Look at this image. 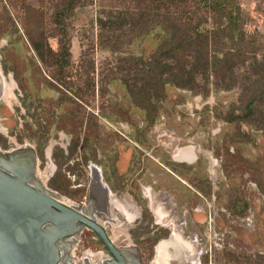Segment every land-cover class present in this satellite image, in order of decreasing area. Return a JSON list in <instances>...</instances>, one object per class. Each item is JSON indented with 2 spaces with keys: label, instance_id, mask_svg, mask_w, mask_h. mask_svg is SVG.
<instances>
[{
  "label": "rangeland",
  "instance_id": "1",
  "mask_svg": "<svg viewBox=\"0 0 264 264\" xmlns=\"http://www.w3.org/2000/svg\"><path fill=\"white\" fill-rule=\"evenodd\" d=\"M149 1L80 0L66 22L63 90L54 82L60 73L36 61L24 35L40 26L55 49V1L0 0V74L11 86V97L0 99V137L6 148L34 149L35 172L48 190L85 207L89 189L109 239L136 249L141 264H264V128L226 122L228 113L238 114V86L205 95L167 87L148 125L110 76L117 55L101 50L97 19L155 9ZM167 1L158 11L172 14ZM237 1L245 31L264 44V0ZM150 23L144 36L125 40L122 52L145 58L154 50L159 26ZM178 149L182 160H193L178 161ZM93 167L112 198L91 191ZM56 172L61 192L48 186ZM71 242L73 264L106 256L88 230Z\"/></svg>",
  "mask_w": 264,
  "mask_h": 264
},
{
  "label": "trees",
  "instance_id": "2",
  "mask_svg": "<svg viewBox=\"0 0 264 264\" xmlns=\"http://www.w3.org/2000/svg\"><path fill=\"white\" fill-rule=\"evenodd\" d=\"M54 1L50 21L54 34L50 38L55 39V49L49 46L40 26L29 28L24 35L36 61L55 68L60 73L55 84L68 90L61 82L70 67L65 28L80 0ZM165 2L150 0L149 5L153 3L155 9L109 12L96 21L101 50L117 55L110 76L122 84L130 103L151 125L167 87L205 95L211 88L229 91L238 86L239 111L237 115L228 113L226 122L264 128V44L261 35L245 31L238 1L168 0L172 14L167 9L158 11ZM152 21L159 26L154 50L145 58L122 52L125 40L144 36L146 24ZM71 95L77 96L75 92ZM0 147H5L2 137ZM58 173L48 186L61 192L63 182Z\"/></svg>",
  "mask_w": 264,
  "mask_h": 264
},
{
  "label": "water",
  "instance_id": "3",
  "mask_svg": "<svg viewBox=\"0 0 264 264\" xmlns=\"http://www.w3.org/2000/svg\"><path fill=\"white\" fill-rule=\"evenodd\" d=\"M192 160L193 155L191 160L178 161ZM35 169L31 146L0 150V264H72L67 251L83 229L102 246L107 256L103 264H141L136 249L114 246L95 221L96 200L89 189L85 207H66L52 198L57 193L40 187L34 179Z\"/></svg>",
  "mask_w": 264,
  "mask_h": 264
},
{
  "label": "bare ground",
  "instance_id": "4",
  "mask_svg": "<svg viewBox=\"0 0 264 264\" xmlns=\"http://www.w3.org/2000/svg\"><path fill=\"white\" fill-rule=\"evenodd\" d=\"M1 96L5 99H9L11 97V86L10 85H4L3 84V77L1 78L0 75V99ZM0 132L3 134L4 130L2 128H0ZM180 154L177 156L179 157V160L183 159V157L185 156V152L182 151H178ZM175 158V157H174ZM177 160V159H176ZM37 172H35L34 174V179L36 180V182L40 185V187L42 188H46L45 187V181H46V177H42V176H37L36 174ZM91 191L93 193H95L98 197H105V199L107 200V196L108 199L109 197H111V195L109 196V193L105 187V184H103L99 178V173L96 169H94V167L91 169ZM94 194V195H95ZM96 197V196H95ZM52 198L60 203L61 205H64L66 207L72 208V209H77L79 210L80 207H78L77 205H75L74 203L70 202L69 200L61 197V196H55L52 195ZM98 201V200H97ZM95 214V213H94ZM97 220L103 222V220H100L99 218L96 217L95 221L97 222ZM98 223V222H97ZM99 224V223H98ZM100 225V224H99ZM101 226V225H100ZM103 227V226H101ZM104 228V227H103ZM105 230V228H104ZM109 237V236H108ZM111 241V240H110ZM112 242V241H111ZM112 244L115 246V244L112 242ZM123 249H128V247H122ZM106 260L105 255L103 254H89L88 256H86V258H84L81 261L76 262V264H103ZM72 263V262H71ZM73 264V263H72Z\"/></svg>",
  "mask_w": 264,
  "mask_h": 264
},
{
  "label": "flooded vegetation",
  "instance_id": "5",
  "mask_svg": "<svg viewBox=\"0 0 264 264\" xmlns=\"http://www.w3.org/2000/svg\"><path fill=\"white\" fill-rule=\"evenodd\" d=\"M1 75V74H0ZM1 78H2V75H1ZM8 149H10V148H6V147H4V148H2V147H0V150L1 151H6V150H8ZM24 172V170H22V173ZM37 176H39L38 174H37ZM110 198H112V197H109V199ZM108 200V199H107ZM97 222L100 224V225H103L104 226V224H103V222H101V221H99V220H97ZM108 225V224H107ZM108 227H109V225H108ZM107 232V231H106ZM160 247H161V245H160Z\"/></svg>",
  "mask_w": 264,
  "mask_h": 264
},
{
  "label": "crops",
  "instance_id": "6",
  "mask_svg": "<svg viewBox=\"0 0 264 264\" xmlns=\"http://www.w3.org/2000/svg\"><path fill=\"white\" fill-rule=\"evenodd\" d=\"M97 170V169H96ZM98 171V170H97ZM159 219H161V217L159 218ZM159 222H161L162 223V220L161 221H159Z\"/></svg>",
  "mask_w": 264,
  "mask_h": 264
}]
</instances>
